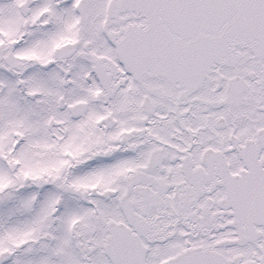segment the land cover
I'll use <instances>...</instances> for the list:
<instances>
[{"label":"snow or ice","instance_id":"6c2138e0","mask_svg":"<svg viewBox=\"0 0 264 264\" xmlns=\"http://www.w3.org/2000/svg\"><path fill=\"white\" fill-rule=\"evenodd\" d=\"M0 264H264V0H0Z\"/></svg>","mask_w":264,"mask_h":264}]
</instances>
